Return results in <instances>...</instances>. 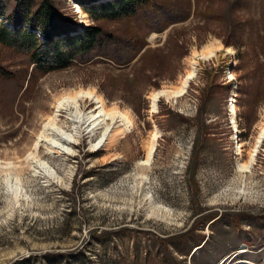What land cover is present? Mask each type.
<instances>
[{
  "label": "rangeland",
  "instance_id": "rangeland-1",
  "mask_svg": "<svg viewBox=\"0 0 264 264\" xmlns=\"http://www.w3.org/2000/svg\"><path fill=\"white\" fill-rule=\"evenodd\" d=\"M72 1L53 0L76 15ZM191 1V18L147 34V47L156 49L135 68L121 71L104 60L51 71L24 100L21 82H0V158L16 163L8 181L0 171V264H85L84 255L95 264H163L162 252L168 264H208L214 250L221 255L239 243L223 264L248 262L237 257L245 251L253 264H264V140L251 172L238 165L264 122V0ZM15 2L7 0L9 13ZM82 13L86 24L94 23ZM105 25L119 35L147 30L142 17ZM210 45L216 55L199 57ZM0 58L13 72L28 68V58L13 51L0 49ZM193 59L197 77L186 95L162 97L153 110L151 94L179 85ZM81 88L99 93L109 107L130 110L134 125L108 147H93L100 132L83 131L65 152L42 142L37 155L55 173H36L27 154L57 101ZM231 96L239 140L232 139ZM94 107L91 100L82 103L87 112ZM58 123L76 136L67 113ZM156 133L154 160L144 165ZM15 175L22 185L18 199ZM176 236L182 237L176 242L210 239L204 252L200 246L191 251L195 258L169 256L166 240Z\"/></svg>",
  "mask_w": 264,
  "mask_h": 264
},
{
  "label": "trees",
  "instance_id": "trees-1",
  "mask_svg": "<svg viewBox=\"0 0 264 264\" xmlns=\"http://www.w3.org/2000/svg\"><path fill=\"white\" fill-rule=\"evenodd\" d=\"M36 1L16 0L15 8L9 13L7 0H0V49L21 54L29 60L27 70L13 72L0 58V82H21L23 100L35 92L40 77L51 71L80 64L95 65L104 60L115 63L118 69H123L121 71L137 67L156 49L147 47V34L162 33L170 25L188 20L192 8L191 0H74L94 22L86 25L78 24L76 15L67 14L53 0ZM202 1L196 0V5ZM139 17L144 20L147 29L145 34L119 35L104 26V23L109 22L130 23ZM171 34L165 44L170 43ZM180 56H183L181 52ZM219 221H213L210 226ZM177 238L182 237L166 240L165 250L169 256L177 252L180 256L195 258L191 251L200 246V252H204L210 239L200 236L189 242H176ZM251 244L248 241V245ZM239 247L240 243L229 251H236ZM216 251H213L212 262L208 264H219L229 254V251H225L220 255ZM258 256L254 255L255 258ZM237 257L248 262L236 264L254 262L252 252L245 251ZM82 259L85 264H95L92 256L84 255ZM169 259L162 252L160 262L168 264Z\"/></svg>",
  "mask_w": 264,
  "mask_h": 264
},
{
  "label": "bare ground",
  "instance_id": "bare-ground-1",
  "mask_svg": "<svg viewBox=\"0 0 264 264\" xmlns=\"http://www.w3.org/2000/svg\"><path fill=\"white\" fill-rule=\"evenodd\" d=\"M83 21L85 19L82 16ZM223 49L224 46L221 45ZM231 52L233 49L226 48V50ZM217 53V49L215 47L205 46L200 53L198 52L199 57L209 59L215 56ZM192 68L185 74V77L181 80L179 85L175 87H164L162 89L156 90L154 93L151 94V107L153 110H156L157 102L160 98H168L171 99L172 97H181L186 95L188 89L190 87V83L197 77V68H198V61L195 59L192 60ZM230 79L235 80V74L233 71L230 72ZM236 94V93H235ZM85 100H91L94 102V108L87 112L82 108V103ZM235 97L233 96L229 109L231 111V120H233V131L235 132L232 139L239 140V135L236 139V134L239 133V126H238V119L236 117V104H235ZM56 110L53 114L48 117L47 122L41 132L37 137V141L34 144L33 150L27 154L26 159L33 164L34 170L36 173L42 171L47 176L51 177L54 175L55 171L51 169L50 165L39 158L37 155L38 148L42 142L49 145V150L51 152H65L68 148L69 144H73V140H78V137H81L82 132L86 131L88 134L96 135L100 132V140L97 144L93 145L95 149L99 147L101 144L102 146H111L115 143L118 139L122 138L127 131L128 128L134 125L133 117L130 110L123 111L116 106L109 107L104 98L97 92L91 89L81 88L80 90L66 92V95L62 96L56 104ZM64 112L67 113V117L69 121L75 125L76 136L72 133H69L65 127L59 125L58 118L60 114ZM110 122V123H109ZM157 134L153 135V139L151 140L148 148L147 154L145 159H143L142 164L144 165H151L154 157H155V150L157 147ZM258 136L255 142L251 146V150L248 154V159L245 160L244 158L239 162V168L243 172H251L255 166V162L257 160V156L260 152V147L264 140V122L263 125L258 132ZM237 150L238 154L242 157L244 156V149H242V145L240 141L237 142ZM16 163L12 161H3L0 158V171L7 172V181L9 180V176L12 174L9 173L11 167L15 166ZM14 169V168H13ZM18 174V173H17ZM13 175V174H12ZM20 176V175H19ZM18 175H15V188L14 194L15 198L18 199L20 194L19 191L21 190V179ZM14 178V177H13ZM22 192V190H21ZM22 197V196H21ZM234 262H232L233 264Z\"/></svg>",
  "mask_w": 264,
  "mask_h": 264
},
{
  "label": "built area",
  "instance_id": "built-area-1",
  "mask_svg": "<svg viewBox=\"0 0 264 264\" xmlns=\"http://www.w3.org/2000/svg\"><path fill=\"white\" fill-rule=\"evenodd\" d=\"M72 2L75 4L74 1H72ZM74 10H75V14H76V16H77L78 22H80V23H86V19H85V22H82L83 19H82L81 16L84 15V14L82 13V9H81L80 4H76V5L74 6ZM88 24H89V23H88ZM232 98H233V96L230 97V99H229V101H228V105L231 104Z\"/></svg>",
  "mask_w": 264,
  "mask_h": 264
},
{
  "label": "snow or ice",
  "instance_id": "snow-or-ice-1",
  "mask_svg": "<svg viewBox=\"0 0 264 264\" xmlns=\"http://www.w3.org/2000/svg\"><path fill=\"white\" fill-rule=\"evenodd\" d=\"M229 52H231V49H229Z\"/></svg>",
  "mask_w": 264,
  "mask_h": 264
}]
</instances>
